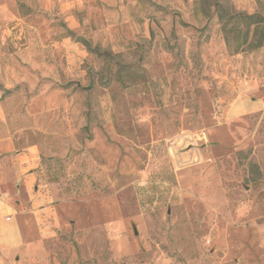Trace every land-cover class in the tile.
I'll return each instance as SVG.
<instances>
[{
	"label": "rangeland",
	"instance_id": "1",
	"mask_svg": "<svg viewBox=\"0 0 264 264\" xmlns=\"http://www.w3.org/2000/svg\"><path fill=\"white\" fill-rule=\"evenodd\" d=\"M200 1L0 0V153L77 207L50 264H264V45L214 10L264 0Z\"/></svg>",
	"mask_w": 264,
	"mask_h": 264
},
{
	"label": "crops",
	"instance_id": "2",
	"mask_svg": "<svg viewBox=\"0 0 264 264\" xmlns=\"http://www.w3.org/2000/svg\"><path fill=\"white\" fill-rule=\"evenodd\" d=\"M35 156L29 149L0 153V264H50L45 241L55 228L68 231L78 215L70 202L52 203L35 185Z\"/></svg>",
	"mask_w": 264,
	"mask_h": 264
},
{
	"label": "trees",
	"instance_id": "3",
	"mask_svg": "<svg viewBox=\"0 0 264 264\" xmlns=\"http://www.w3.org/2000/svg\"><path fill=\"white\" fill-rule=\"evenodd\" d=\"M208 1L210 0H201L200 3ZM214 8L223 38L231 52L256 49L264 45V18L261 15L230 11L217 1Z\"/></svg>",
	"mask_w": 264,
	"mask_h": 264
}]
</instances>
